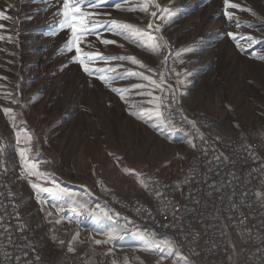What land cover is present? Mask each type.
Instances as JSON below:
<instances>
[{"label": "rangeland", "instance_id": "1", "mask_svg": "<svg viewBox=\"0 0 264 264\" xmlns=\"http://www.w3.org/2000/svg\"><path fill=\"white\" fill-rule=\"evenodd\" d=\"M62 2L0 0V12L9 17H0V137L8 156V165V140H17L19 134L22 144L30 136L44 146L45 155L40 153L37 157L46 158L53 170L58 167L57 171L63 174L65 182H77L79 187H87L91 167L95 165L96 173H103L108 167L115 171L113 164L119 163L123 171L127 168L143 173L147 187L136 179L140 183L138 189L112 191L113 194L122 196L134 193L140 200L150 202L154 193L144 177L146 173L158 170L159 178L175 184V180L182 178L186 163L175 178H168L161 167L163 163H178L176 160L179 157L181 161H185L184 158L187 160L195 148L192 147L189 152L186 139L195 144L196 140L175 125L172 115L174 127L157 120L154 114L152 117L145 114L148 123L131 115L133 110L152 108L146 103L150 97L134 94L140 91L132 89L137 83L145 84L143 91H153L166 100L169 92H174L176 102L172 105V111L179 112L181 118L216 123L221 132L244 138L247 142L257 143L264 138V59L259 58L264 56V0H233L257 13L252 16L248 12L230 9L239 19L240 28L236 27L235 22L226 20L223 0H157L162 8L167 7L175 12L171 20L155 21L161 25V31L156 34L168 42V47L160 53H152L131 40L104 30L100 31L101 38L116 40L117 44L103 45L92 35L87 37L90 48L81 45L86 51H98L105 56H135L147 68L130 61H101L90 66L116 67L117 73H107L109 76L130 71L143 72L156 80L163 91L154 89L140 77L117 78L110 85H105L97 78L99 73L89 76L83 72L82 67L72 61L73 54L63 50L70 32L59 27L58 22L62 17L58 13ZM91 11L110 13L97 17L102 23L115 19L140 28H145L152 19L138 10L121 11L104 7ZM248 24L253 27H247ZM227 32L237 33L238 38L251 35L259 42L249 46L246 40L240 39L244 48L241 51L237 42L226 35ZM189 47L194 51L176 56L178 51ZM121 64L123 67H119ZM175 73L180 75L177 77ZM112 87L132 89L126 95L135 109H130L128 104L121 101L111 91ZM13 98L18 103H11ZM186 103L200 106L208 113L215 111L211 114L216 115L189 110L184 107ZM3 107L14 109L15 128L4 115ZM164 115L167 117L168 112L165 111ZM153 124L158 127H153ZM115 157L120 158L119 162ZM8 165H5L6 182L17 194V203L24 207L21 209L25 218L19 214V226L27 227L29 224L30 231L37 236V239L31 236V244H36L38 250L47 254L52 264H60L55 252L45 244L46 235L40 232L41 236L30 212L22 203L17 186L13 184L18 192L11 184L13 180ZM128 176L135 178L132 174ZM182 196V192H175L176 198ZM107 200L109 191L104 192L100 203L93 201L94 205L90 208L99 216H103L100 209L107 210L114 217L111 222L108 221L112 227L123 228L118 239L111 240L110 246L106 243L108 252L105 258L110 264H158L161 257H167L163 264H186L184 257L195 264L180 243H176L175 250H170L166 246L167 241L175 240L168 235H155L152 224H145V233H142L132 226L123 227V223H117L121 222V214L106 206ZM120 212L127 213L122 206ZM137 224H144V217H137ZM107 232L99 230V233ZM93 237L101 240L100 236ZM235 244L242 248L238 241Z\"/></svg>", "mask_w": 264, "mask_h": 264}, {"label": "built area", "instance_id": "2", "mask_svg": "<svg viewBox=\"0 0 264 264\" xmlns=\"http://www.w3.org/2000/svg\"><path fill=\"white\" fill-rule=\"evenodd\" d=\"M172 115L176 124L185 128L196 140L189 174L184 179L175 180V184L160 179L158 170L144 176L151 177V189L163 193L162 197L152 200L157 202V209H145L144 205L137 204L134 193L119 196L113 195L112 191H109L106 206H111V210L121 214V222L117 223H123V227L132 226L145 233V224H153L155 235L171 236L182 245L189 257L194 258L195 264H264V208H257V199H264V172L260 170L264 154H258V146L250 145L249 149L247 141L228 142L217 137L203 122L187 117L177 118V111H172ZM190 121H195L196 126L193 127ZM218 143H227V151H219ZM259 146H263V143ZM220 154L228 157V160L222 163L215 161L214 158ZM0 160L4 162L3 153L0 154ZM209 161L213 163L210 165ZM244 164H255V171L244 172ZM5 165L8 163L4 162ZM189 177L191 182H186ZM213 184L216 188L211 187ZM179 191L182 192L183 202H176L175 192ZM0 193V202L7 208L8 214L14 213L13 205L18 206L17 211L24 208L13 201L3 171H0ZM162 202L167 205V216L163 214L165 209ZM121 204L131 205V212L121 213ZM174 205L179 209L178 220H174L171 215ZM8 214H5V218L11 225V232L5 233L0 228V264H16L14 257L21 254L19 246L24 244L35 249H27L29 254L26 259L35 264H52L48 262L47 254L38 250L36 244H31V236L36 235L30 231L29 224L21 232L18 220ZM137 217H144V224H137ZM241 219L243 224L240 223ZM170 222L175 227L162 226ZM236 241L242 248L236 246ZM5 250L13 259H5ZM192 250L199 255H193ZM37 256L40 258L38 261Z\"/></svg>", "mask_w": 264, "mask_h": 264}, {"label": "snow or ice", "instance_id": "3", "mask_svg": "<svg viewBox=\"0 0 264 264\" xmlns=\"http://www.w3.org/2000/svg\"><path fill=\"white\" fill-rule=\"evenodd\" d=\"M127 5V6H125ZM223 14L228 22H235L236 27L240 28L241 23L239 19L235 16V13L232 10H239L243 12H248L252 16H256L257 13L253 11L251 8L242 7L241 4L233 2V0H223ZM104 7H114L117 10L121 11H140L142 13L148 14L152 19L148 22L145 28H140L135 24L128 23V22H121L117 21L115 19H110L105 22H101L97 17L101 15H110V13H100L97 11H91L95 9H101ZM91 9V10H90ZM155 9V10H153ZM159 13V14H158ZM62 19L59 21V27L62 30H67L70 32V37L65 42V46L63 50H66L69 53H72V61L74 63L79 64L82 67L83 72H85L89 76H94L96 73H99L98 79L102 81L105 85H110L111 82L114 79H126L129 76L133 77H140L144 81H148L154 89H161V85L154 79H152L151 76L144 75L143 72H135L130 71L126 73H120L116 76H109L107 73H117L116 67H106V68H94L90 65L97 63V62H111V61H130L132 64L138 65L141 68H147V65H145L142 61L137 59L135 56H105L103 53H100L98 51H86L84 47H81L83 44L85 47L90 48L91 44L87 43V37L95 35L98 40L103 45H113L117 44L116 40L111 39H102L100 36V31L104 30L110 33H113L118 36H122L126 40H131L145 48V50L151 51L152 53H160L164 49L168 47V42L163 39L162 36H158L156 33H159L161 31V25L156 24V19H159L160 21H166L171 20V18L175 15V12L170 10L167 7H161V5L157 2V0H135V3H133V0H116L114 3L113 0H63L62 2V8L58 13ZM0 17L4 19H9L3 12H0ZM247 27H253L252 24H248ZM226 35L231 38L233 41L237 42V47L240 48L241 51H244L243 46L240 43V39L246 40V42L251 45L257 44L259 41L249 35L247 37H241L238 38L237 33L233 32H227ZM122 47V45H121ZM194 51L193 48L189 47L186 49H183L182 51H178L176 53L177 57H180L182 55V52H191ZM260 59H264V56L259 57ZM165 60H167V56L165 57ZM119 67H123L121 64ZM148 71H153L152 69H148ZM173 71H175L173 69ZM178 77L180 74L175 73ZM145 84L143 83H137L132 86V89L140 90L136 91L134 94L137 96H148L151 99L147 100L146 103L149 105H152L151 109H137L130 112L131 115L136 116L138 119L144 120L145 123H148V120L145 119V114H147L149 117H152L153 114L155 115V118L157 120H163L165 123L172 125L174 127V124H172L171 121V115H172V105L176 102V97L174 92H169V98L166 100L163 96L155 95L153 91L145 92L143 89H145ZM132 89L129 88H116L112 87L111 91L115 92L121 101L128 104L130 109H135V105L132 103H129L127 93L132 92ZM12 94H9L11 96ZM11 103H18L16 99H11ZM4 115L7 117L8 121L10 122L11 126L13 128L16 127L15 120H16V114L14 112V109L10 107H3L2 109ZM165 111L168 112V116L165 117L164 113ZM184 119H187L184 117ZM190 123L193 125V127L196 126L195 121H190ZM153 127H158V125L153 124ZM32 139V137H26L25 140V147L18 148V156L20 160V175L27 178L31 184L32 189L35 190L36 193V199L40 203H44L41 199V192H52L54 189H57L59 194H67L71 195L70 193H67V190L64 188H61L59 185H53L52 188L49 187H43L40 183H36L35 179L33 178H40L43 180H48L49 176L46 172L41 171L40 169V162L38 160L32 159L30 153L31 148L28 146V142ZM201 139H203V136L201 135ZM20 137L19 134H17V143L19 144ZM191 144V147L195 148L196 144L192 141H189ZM248 148L250 149L251 146L249 145ZM5 151L4 145L2 143V140H0V154H2ZM109 155H112L109 153ZM255 159V156H253ZM117 162H119L120 158L115 157ZM215 161L217 162H224L228 160V157L223 156V154H220L216 156ZM213 161H209V164L211 165ZM261 171L264 172V160L261 162ZM211 171V168L209 169ZM0 171L6 172L7 168L4 166V162L0 160ZM124 171L128 174H132L135 176L136 179H138L143 187H147V184L145 183L143 179V173L137 172L135 169H127L125 168ZM151 180V177L148 178ZM186 182H191V177H189ZM101 185H103V181H100ZM158 183V181L156 182ZM211 187L216 188V185L213 184ZM219 191V189H216ZM2 195V193H0ZM158 196L162 197L163 193H157ZM189 195H191L189 193ZM257 195H260L259 193ZM198 203V201H197ZM74 211H81L88 208L87 202H79L74 201ZM162 206L164 207V215L167 216V205L166 203L162 202ZM183 207V206H181ZM235 208L236 205H233ZM14 213L8 214L7 208L4 207L2 202H0V228H3L5 233L11 232V225L6 221L5 214L13 216V218L19 220V212L16 210L18 206L13 205ZM91 211V209H89ZM101 214L107 218L108 220H113V215L109 214V212L105 209H100ZM49 216L52 215L51 212L48 213ZM174 220L180 219L179 215V209L177 206H173V210L171 213ZM57 223H60L61 221H56ZM241 224L244 223L243 219L240 221ZM163 227H175L173 223H167L162 225ZM21 232L23 231V227L19 229ZM123 231V228L119 226H114L109 232L106 233L108 239L105 241L102 240H95L94 243L96 245H100L102 243H110L112 239H115L119 236L120 232ZM79 237V233H76V235L72 238L73 241L77 240ZM9 243L11 244V236L8 237ZM26 239V238H25ZM59 243L63 245L65 242L63 240H60ZM166 246L170 250H175L176 248V242L169 240L167 241ZM20 247V255H17L14 257L16 264H35L34 261L26 259L28 256L27 249L29 247L32 248V251H35L34 247H32L29 244H24L19 246ZM159 247V245H157ZM233 249H235V245L232 246ZM68 251L74 252L75 248L73 247L72 242H69L68 245ZM193 255H199L198 252H195V250H192ZM4 257L6 260H11L13 257L10 256L9 252L7 250L4 251ZM40 258L39 256L36 257V260L38 261ZM167 259V257H161V260L158 262V264H163V261ZM184 260L186 261V264H192L191 261L188 260L187 257H184Z\"/></svg>", "mask_w": 264, "mask_h": 264}, {"label": "crops", "instance_id": "4", "mask_svg": "<svg viewBox=\"0 0 264 264\" xmlns=\"http://www.w3.org/2000/svg\"><path fill=\"white\" fill-rule=\"evenodd\" d=\"M184 107L189 110L196 109V112L199 113L216 115L211 114L215 113V111L208 113L200 106H194L191 103H186ZM189 141L186 139L187 150L190 152L192 147ZM8 143H6L10 154L8 172L15 186L18 188L22 203L30 212L29 214L35 222L34 224L39 230L38 232L46 235L45 244L47 248L55 252L60 264H110L109 260L105 258L108 252L106 243L96 245L94 241L98 239L93 236H100L102 241H105L106 238L108 239L106 237L107 235H105L106 233H99V230L110 231L113 227L108 221L111 222L112 220H108L104 216H99V214L89 209H91V205H94L93 201L100 203V199L106 191L126 192L131 189H138L140 183L137 182L136 178H130L128 173L122 170L121 164L114 163L113 166L116 167L115 171H113L112 167L111 169L108 167L103 170V173H96L95 165L91 167L87 187H79L80 184L77 182L70 184L65 182L63 174L57 171L58 167L57 170H53L49 164L50 162L45 160L46 158L39 159L37 157L40 153L45 155L44 146L38 144L34 139H31L28 142V146L31 148L30 155L32 159L40 162L41 171L46 172L49 176L48 180L33 178L35 182L40 183L43 187L49 188H52L54 184L59 185L61 188L66 189L67 193L71 194H59L57 189H54L52 192H41V199L45 202L40 203L36 199L35 190L32 189L29 180L20 175V160L17 150L20 147L26 146L25 141L22 144L20 142L18 144L17 140L9 139ZM184 160L181 161L179 157L176 160L178 163H163V167H161L162 173L168 178H175L183 170L186 158ZM100 181H103V185H101ZM74 201L87 202L88 208L81 211H74ZM49 212L52 213L51 216L48 215ZM58 220L61 222L57 223L56 221ZM49 229L52 230L48 231ZM59 232L61 235H57L60 234ZM76 233H79V237L73 241L72 238ZM118 238L119 236L115 239ZM60 240H63L65 243L61 245L59 243ZM69 242H72L75 248L74 252L68 251ZM107 246H110V243Z\"/></svg>", "mask_w": 264, "mask_h": 264}, {"label": "bare ground", "instance_id": "5", "mask_svg": "<svg viewBox=\"0 0 264 264\" xmlns=\"http://www.w3.org/2000/svg\"><path fill=\"white\" fill-rule=\"evenodd\" d=\"M172 117L174 118V116L172 115ZM177 118H181L179 112H177ZM200 122H203V121H200ZM203 124L207 127V129H210V131H214L215 132V135L217 137H220L222 139H226L228 142H242V141H246L244 138H240V137H233V136H229V135H226L225 133L221 132L219 129H218V126L216 123H206V122H203ZM175 125L184 133V134H188L187 133V130L185 128H181L180 125H177L176 122H175ZM190 135V134H189ZM190 136H193V135H190ZM1 139V137H0ZM263 143V146H259L260 144ZM247 145H251V146H258V154H264V138H260L257 143L255 142H247ZM196 149V147H195ZM218 150L219 151H227V143H218ZM194 157V152L193 154L186 160V168H185V172L184 174L182 175V178L181 179H184V176L185 175H188L189 174V164H190V159H192ZM3 159H4V162H8V156L7 154H5V152H3ZM255 171V164H244V172H253ZM148 173L150 172H147L146 175H148ZM145 175V176H146ZM148 179V177H146ZM161 179V178H160ZM7 183V182H6ZM148 183L150 185V182H149V179H148ZM168 184H174L172 181L168 182ZM151 187V185H150ZM11 188V192H12V199L14 202L17 203V200H19L17 194L15 193V191L13 190V188L10 186ZM153 193H154V197L152 200H157V198H160V196L157 195V193L159 192L160 193V190L158 189H152ZM114 195V194H113ZM116 195V194H115ZM120 196V195H119ZM122 196H129V195H126V194H123ZM134 199L137 201V204H140V205H144L145 206V209H157V202H152V200L149 202V201H142L140 200L138 197L134 196ZM176 202H183V196L182 198H176ZM120 206H122L124 208V210L129 213L131 212V205H128V204H121ZM257 208H264V199H257ZM18 212L20 215H25L23 210L20 208V210L18 209ZM24 217V216H23ZM25 218V217H24ZM152 226L154 227V225L152 224ZM155 228V227H154ZM33 233V232H32ZM35 239H37V236H33ZM194 259V258H193ZM48 261H50L49 263H52L51 260L48 259Z\"/></svg>", "mask_w": 264, "mask_h": 264}, {"label": "trees", "instance_id": "6", "mask_svg": "<svg viewBox=\"0 0 264 264\" xmlns=\"http://www.w3.org/2000/svg\"><path fill=\"white\" fill-rule=\"evenodd\" d=\"M6 167V166H5ZM11 182V184L13 185L14 183L12 182V181H10ZM13 187H14V185H13ZM14 189L17 191V189L14 187ZM18 192V191H17Z\"/></svg>", "mask_w": 264, "mask_h": 264}]
</instances>
